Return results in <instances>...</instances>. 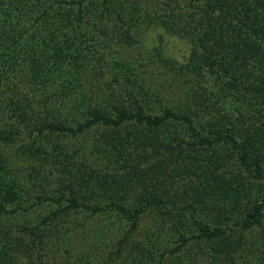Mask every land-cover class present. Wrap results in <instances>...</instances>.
Masks as SVG:
<instances>
[{
    "label": "trees",
    "instance_id": "trees-1",
    "mask_svg": "<svg viewBox=\"0 0 264 264\" xmlns=\"http://www.w3.org/2000/svg\"><path fill=\"white\" fill-rule=\"evenodd\" d=\"M113 1L121 0H102L111 7ZM42 2V16L50 17L55 1ZM88 2L72 0L70 4L77 5L74 19L57 22L52 37L46 40L25 23L26 18L23 21L16 15L10 0H0V87L4 90L6 81L14 84L20 79L39 87L38 94L45 96L41 98L52 103L42 106L44 119L34 125V134L22 125L30 114L21 101H16L13 114L18 119L13 122L0 109V215L16 219L26 212L36 215L16 234L9 227L0 232V264H58L65 235L72 241L76 234L82 246L72 262L96 264L109 234L126 224L127 232L112 250L119 259L129 252L124 243L146 213L154 215L157 222L148 226L146 242H175L170 248L171 264H184V260L199 264L202 258L197 255L195 260V252L189 251L184 258L177 253L186 246L200 248L204 242L211 245L204 256L206 264H224L236 248L230 245L222 212L233 209L232 223L240 230L252 231L264 220V0H190L193 10L187 9L197 17L194 24L185 23L184 13L169 6L167 0L158 17L132 7L129 21L147 26L159 21L171 34L186 39L183 57L168 56L166 64L193 81L190 95L195 100L194 110L191 104L169 106L151 88L140 90L130 109L112 103L111 110H105L104 100L111 101L113 95L102 97L101 106L94 105L78 73L59 83L53 63L60 53L72 52L77 57L79 52L87 55L92 47L86 44L88 37L82 29ZM11 21L17 23L18 31L8 30ZM28 44L43 52L42 57L35 55L31 64L25 58ZM116 64L124 77L119 74L116 81L125 80L130 87L143 89L145 82L133 75L134 62L116 60ZM131 121L141 128L130 130L127 123ZM96 125L110 126L113 133L108 138L96 134L83 148L66 142V137ZM24 134L30 135L26 139ZM175 140L183 145L197 143L206 152L189 151L180 144L155 162L142 155L150 147L164 145L170 150ZM223 144L234 150L236 172L232 178L216 171L225 157L216 153V146ZM15 156L22 157L25 164L13 168ZM139 157L147 162L145 167ZM97 161L112 171L97 169ZM20 171L25 176H19ZM246 171L259 178L261 186L250 205L236 210L233 204L240 201L242 193L233 180L239 181ZM51 177L59 180V189L54 188ZM35 189H39L37 204L28 201ZM135 189L137 197H129ZM197 205L205 206V211ZM187 213L192 219L188 234L185 222L174 218ZM71 215L81 217L69 221ZM57 234L60 243L53 237ZM170 235H175L173 241ZM248 245L249 241L242 246V258L253 252ZM254 255L250 261H256L251 264H264V245L258 246ZM116 264L166 263L163 258L148 262L142 255L128 254Z\"/></svg>",
    "mask_w": 264,
    "mask_h": 264
},
{
    "label": "rangeland",
    "instance_id": "rangeland-1",
    "mask_svg": "<svg viewBox=\"0 0 264 264\" xmlns=\"http://www.w3.org/2000/svg\"><path fill=\"white\" fill-rule=\"evenodd\" d=\"M10 1V4H12L11 7L16 8L14 10L16 15H21V19L23 21H25L26 18L27 20L25 23L36 28L39 32V35L42 33L41 35H43L46 40H48L49 37H52V32L54 31L53 28L57 22L59 24H65L69 20L74 19L77 8L76 4H70L72 0H54L55 7L49 9L50 17L44 18L41 12L43 11L45 5L42 1L45 0ZM88 1V9L84 11V15L82 14V26L84 25L82 29L85 31L88 37V43L86 42V44L91 45L92 47L90 48L87 55H85L84 52H79L77 57L74 56L72 52L60 53L61 56L57 57L56 62L53 63L57 70L56 79L59 81V83H61V81L67 78L69 75L78 73L83 80L85 90L88 93H91L94 105L101 106L103 104L102 97L109 98L108 96L111 94L113 95L112 98L110 96L111 101L104 100V104H106L104 107L105 110H111L112 103L116 104L118 107H131L130 105L132 104L134 97L139 96L140 90L144 91V88H151L152 90L159 92L161 97L169 106L177 107L179 105L182 106L186 104L185 106H187L188 104H191L192 109L194 110L195 100L190 95V85L193 81L188 79L186 75L179 72L176 68L166 64L168 56L178 59L183 57L187 49L186 39L177 36V34H171L167 29L164 28L165 26L162 25L161 22L159 23V21L149 26H147V23L145 24L143 22H138L142 25H137V23L129 21L132 7H137L139 9L141 7L140 10L143 11V13L146 12L149 15L151 14L153 17H158L159 15L163 14L162 4H164L166 0L113 1L112 4H114V7L103 5L102 0ZM167 1H169V6H172L177 12L184 13L182 20L186 18L185 23L188 22L189 24H194V20L197 17L193 16L187 9L190 8L189 10H193L190 0ZM54 13H56V17H53ZM39 14L41 15V18L37 17ZM9 26L10 29L8 30L10 32L11 29L18 31V25L16 22L11 21ZM6 34H8V32H6ZM25 47V58L28 62H30V64L33 63L35 55L42 57L43 52L40 51L37 45H35L34 48L31 47L30 44ZM46 47H48V45ZM48 49L50 48L48 47ZM116 60H121L124 62L129 60L136 64V68L133 70V75L138 77L142 82H145L143 89L140 88L138 91L137 87H130L129 85H126L127 81L125 80L120 81L121 79H119V81H116L117 79L115 76L119 74L120 77L124 78L121 75L123 71L120 72V68L116 64ZM4 86V90L0 87V109L4 110L5 117L10 122L18 119L14 116L13 112L15 108L17 109V106H15L16 103L21 101L22 105L26 107L30 114V116H26V119H24L23 122L24 124L22 125L27 131H30V134H34V125L44 119L45 112L42 110V106L48 104L47 100L42 99L45 96H40L38 94L37 91H39V87L33 84H28L26 81H21L20 79L19 82L17 81V83L14 84L11 80L6 81ZM26 86L29 88H24ZM200 111H202V109H200ZM205 123L206 121L204 124ZM127 124L130 125V130L141 128V126H138L133 121ZM112 129L113 128L110 126L96 125L91 129H87L82 133H78L75 137L68 136L65 138V140L68 144H71V146H81V148H83L95 138L96 134L101 137L103 136L108 138V134L110 135L113 133ZM145 131H147V128ZM30 134L27 136L24 134L26 139ZM174 144L175 145H173L170 150H167L164 145H162L164 148L162 146L158 147L157 149L154 147L145 148V152L142 155L149 157L146 158L147 161L151 160L152 162H155L161 155L167 156L170 151H173L177 148L176 146H181L180 144L183 145V143L179 144L178 140H175ZM196 145L197 143H187L183 145V148H186L189 151L199 152L200 154H204L206 152V150H203L201 147ZM192 146H194L193 150H190ZM105 147L108 148L109 145L105 144ZM216 147H218V149ZM216 147L215 149L218 150L216 153L225 156L223 159V164L217 167L216 171L232 178V176L235 174L233 172H236V169L232 166V162H234L235 159L234 150L226 144ZM103 155L101 158H103ZM22 160V157H13L11 159V166L14 168L19 166V164L24 165L25 161L23 160V162ZM139 160L141 161L142 167L147 165V162L142 161L144 158L141 159V157H139ZM94 166L100 170L112 171L111 167L108 169L105 164H99V161L95 162ZM18 175L21 177L25 176L21 171L20 173L18 172ZM50 180L54 183L55 189L60 188L59 180H54L52 177ZM233 181L235 182L234 184H238V189L242 193V198L240 201L236 205L233 204L236 210H240L251 204L256 189L258 186H261V180L255 177V175H250L248 171H246V173L240 177L239 181ZM179 184L182 186V183ZM38 191L39 189H35L31 194H29V202H35L36 204L38 203L36 201L39 195ZM137 192V189H135V192L130 191L128 196L135 198L137 197ZM197 207H200V210L205 211V206L197 205ZM232 210L233 209L229 208L222 212V215L225 217L223 219L224 224L227 226L226 232L229 236V241H231L230 245L231 247L236 248V251L231 252V255L228 257L227 262L225 263H254L256 258L252 261H250V259L252 256L253 258L255 257V249L261 244L264 245V220L260 226H256V228L252 231L240 230L232 223V219L234 218V210ZM175 215L176 216L174 218L178 219L177 221L185 222V227L187 228L185 232L188 234L190 232L189 229H192L188 226V224H192L190 214L187 213L184 217L181 214L182 218H180L178 214ZM35 216V214L32 215L30 212L23 213L19 219L12 217L6 218L0 215V232L9 227L11 228L12 233L14 232L16 234L21 230L22 226H24L26 222L34 219ZM79 217L81 216L71 215V219L69 218V221H76L79 219ZM154 219L155 217L151 213L141 215L137 223V227L129 235L130 239L124 243L125 248H128L129 252H124V254H122V256L120 255L119 259H117L115 258L116 255L112 253V250L117 247L115 244L117 243V240L121 238V236H123L128 230V225H120L117 230L109 234L106 240L107 244L102 246L100 248L101 250L99 249L101 257L96 264H116L120 260H123V256L125 257L128 254H137L139 256L142 255L147 258L148 262H155L157 259L163 258L166 264H171L173 256L170 253V248L175 245V242L173 241L175 235L169 236L170 241L173 242H169L168 240H160L154 244H150L145 240L148 234V226L157 224V222L155 223ZM161 223L162 222L159 221V228H161L160 225L163 226ZM162 229L163 228L160 230ZM173 233L175 234L176 232ZM53 237H56V242L59 241L60 243V235L58 236L57 234ZM25 238L28 240L30 236L27 235ZM248 241V246L253 252L248 253L247 257L243 256L242 258V246H244ZM259 242H261V244H259ZM64 246V249L67 251L61 248L62 255L60 258H58L57 263L72 264V261L75 259L73 254L82 246V244L79 242V236L76 234L74 240L70 241L67 235H65ZM210 247V242H204L200 245V248L195 249L192 245L186 246L184 249H180L177 254L184 258L185 255L189 253V251H192V253L195 252L196 254L193 255L195 260L197 255L201 256L202 261L198 259L199 264H206L204 256L208 253ZM228 250H230V246ZM64 255L65 257H63ZM259 256L261 255H258V257ZM45 260L50 262L48 259ZM184 264H187L185 260ZM195 264H197V262Z\"/></svg>",
    "mask_w": 264,
    "mask_h": 264
}]
</instances>
